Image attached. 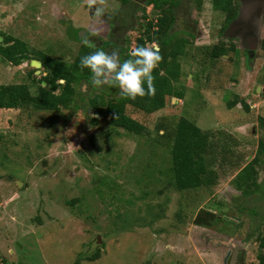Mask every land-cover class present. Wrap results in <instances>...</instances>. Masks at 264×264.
<instances>
[{
	"label": "rangeland",
	"instance_id": "obj_1",
	"mask_svg": "<svg viewBox=\"0 0 264 264\" xmlns=\"http://www.w3.org/2000/svg\"><path fill=\"white\" fill-rule=\"evenodd\" d=\"M172 1L170 43L186 44L177 66L162 71L182 98L166 97L152 113L127 104L126 113L145 125L142 134L99 116L89 100L115 101L121 92L91 79L73 84L68 107L0 108V229L14 251L3 252L7 264H229L235 249L236 264H258L264 256V50L249 57L240 32L223 30L224 15L211 0ZM251 2L243 0L245 12L252 13ZM167 7L0 0V44L12 36L28 49L18 64L0 55V85L23 84L34 95L46 70L31 60L41 55L72 63L104 42L108 53L132 51L139 38L145 47L158 45L148 37L159 36L156 19ZM254 14L249 31L263 41L264 5ZM218 44L227 50L214 58ZM125 53L118 52L123 60ZM232 101L238 102L228 106ZM181 116L211 134L205 160L211 183L185 190L174 186L170 142H158ZM253 159L254 179L237 188L236 175ZM96 251L99 258L87 260Z\"/></svg>",
	"mask_w": 264,
	"mask_h": 264
},
{
	"label": "trees",
	"instance_id": "obj_2",
	"mask_svg": "<svg viewBox=\"0 0 264 264\" xmlns=\"http://www.w3.org/2000/svg\"><path fill=\"white\" fill-rule=\"evenodd\" d=\"M150 1L159 9L168 6L167 10L162 11L158 17L159 36L148 37L149 40L153 39L158 43L161 56L157 68L153 70L154 92L146 91L143 97L138 96L134 100L122 94L115 101H104L103 96H94L89 100L90 106L97 111L100 117L107 118L112 126L137 135L144 132L145 125L126 113L127 104L145 113H152L165 106L166 97L182 98L181 91L174 87L169 76L164 73L170 66H177L174 59L183 53L186 44L185 39H181L179 42L175 40L172 44L173 46L170 43L172 36L169 35V29L173 24L174 13L172 8L175 6V3L172 0ZM211 4L214 10L224 15L225 24L223 30H225L226 25H229L235 19L239 2L237 0H211ZM11 40H13L12 36H5L3 38L2 42L9 43L7 45L0 44V55L11 63L18 64L28 55L27 48L24 43L17 40L13 43L10 42ZM138 46H145L142 38L136 41L135 48ZM227 48L229 50L234 49L231 44ZM262 49L264 50V39L262 41ZM226 50L225 45L221 46L218 44L212 47L210 55L217 58L222 56ZM85 55H88V52L83 55H77L72 63L57 60L47 55H41L39 60L46 70V75L41 79L37 92L32 95L23 84L0 85V108L32 106L39 110H47L57 108L58 106L68 107L71 103H74L75 87L73 84L82 80L91 83V73L89 70L79 67L80 59ZM128 55L127 58H130V54ZM171 62L172 64L169 65ZM61 79L63 83L58 82ZM42 81L45 82V85H49V87L43 86L41 84ZM55 90H59V93H55ZM232 102L228 106L233 107L238 101ZM241 104L246 110L248 109L244 101H241ZM260 120L264 124V119ZM210 137L211 134L208 131L200 128L193 121L183 116L177 120L172 134L160 135L159 143L167 140L171 144L169 147L172 159L171 170L174 186L177 190L197 188L211 183V175L208 173L205 165L206 156L209 154L211 147ZM161 139L163 140L161 141ZM256 161L257 159H253L251 163L244 166L236 175L235 185L237 188H240L242 185L248 187L250 179H254L255 173L252 165ZM253 185L257 188L260 187L256 183H253ZM215 218L221 219L219 216ZM199 223L207 224L206 221L201 220ZM259 246L264 250V238L262 237L259 239ZM99 256V251H96L88 256L87 260L93 261L98 259ZM261 258L258 264H264V256Z\"/></svg>",
	"mask_w": 264,
	"mask_h": 264
},
{
	"label": "clouds",
	"instance_id": "obj_3",
	"mask_svg": "<svg viewBox=\"0 0 264 264\" xmlns=\"http://www.w3.org/2000/svg\"><path fill=\"white\" fill-rule=\"evenodd\" d=\"M95 0H89V7ZM96 13L102 14L103 9L97 8ZM161 56L159 46H138L130 53V58L121 62L118 52L111 53L98 49L81 57L79 67L88 69L91 82L95 86L109 84L118 87L121 94L129 99L143 97L147 92H154L153 70L157 68ZM5 261V260H4Z\"/></svg>",
	"mask_w": 264,
	"mask_h": 264
},
{
	"label": "flooded vegetation",
	"instance_id": "obj_4",
	"mask_svg": "<svg viewBox=\"0 0 264 264\" xmlns=\"http://www.w3.org/2000/svg\"><path fill=\"white\" fill-rule=\"evenodd\" d=\"M255 1H258V0H253V2H251L252 3L251 6L253 7V9H251V12L252 13H249V12H245V10L243 8L244 7L243 0H242V3L238 6V12H237V14L235 16V19L232 20V22L229 24V27H228V31H229V34L230 35H234L236 33L238 34V32H240L241 36H239V37H240L241 40H243L245 42L246 52H247V55H249V57H250V54H252L251 52H253L254 54H256L258 52L256 49H258L260 47L262 48V41H257L256 42L255 33L249 31V23L251 22L252 16L257 17V15L254 14L255 10H258L260 7L262 9V5H264V0H261V2H259V4H257ZM143 2L146 5H151L152 8L153 7L156 8L154 6V3L151 2L150 0H143ZM257 6H259V7H257ZM144 7H145V5H144ZM157 23H158V19H156V25H155L156 30L159 29V27L157 26ZM150 25H151V23L149 22L147 26L149 27ZM139 26H140V29H143L144 28V26H142V25H139ZM80 33H83V32H80L79 31L78 37H79ZM12 38H13V40H11V42H13V43L16 40L18 42L24 43L23 41H21L18 38H14V37H12ZM2 40H3V38H2ZM1 43L3 45V43H5V42L3 41ZM107 44L108 43L104 42L102 45H100V47H97V50L98 49H102V50H104L106 52ZM25 46H26V44H25ZM26 48H27V46H26ZM122 50H124V52H126L125 53L126 56H129L128 54L131 53L130 50L128 51L127 49H121V48L119 49L118 52L121 53ZM27 52H28V49H27ZM33 60H36V59H32L31 61H33ZM120 60H121V62H123V59L120 58ZM38 61H40V60H38ZM40 66H42L41 61H40ZM43 83H45V82L42 81L41 84H43ZM240 253H241V251L239 249H235L234 252H233V254L229 257L230 258L229 261H228L229 264L230 263L236 264V261H237L239 255H240Z\"/></svg>",
	"mask_w": 264,
	"mask_h": 264
},
{
	"label": "crops",
	"instance_id": "obj_5",
	"mask_svg": "<svg viewBox=\"0 0 264 264\" xmlns=\"http://www.w3.org/2000/svg\"><path fill=\"white\" fill-rule=\"evenodd\" d=\"M2 234H3V230L0 229V239H1L0 240V256L3 257L4 260H6V258H4V256H3V252L6 251V253L11 255L14 253V251L10 246L8 247L6 237H4ZM3 238L6 241V244L1 243V241H3Z\"/></svg>",
	"mask_w": 264,
	"mask_h": 264
},
{
	"label": "water",
	"instance_id": "obj_6",
	"mask_svg": "<svg viewBox=\"0 0 264 264\" xmlns=\"http://www.w3.org/2000/svg\"><path fill=\"white\" fill-rule=\"evenodd\" d=\"M90 14H92V9L90 10ZM31 63L33 65L40 66V61H38V60H33V61H31ZM97 241H99V237H97Z\"/></svg>",
	"mask_w": 264,
	"mask_h": 264
},
{
	"label": "built area",
	"instance_id": "obj_7",
	"mask_svg": "<svg viewBox=\"0 0 264 264\" xmlns=\"http://www.w3.org/2000/svg\"><path fill=\"white\" fill-rule=\"evenodd\" d=\"M0 264H7L1 256H0Z\"/></svg>",
	"mask_w": 264,
	"mask_h": 264
}]
</instances>
